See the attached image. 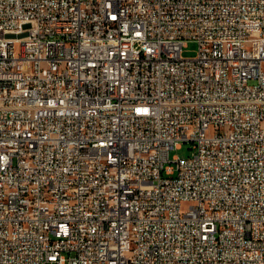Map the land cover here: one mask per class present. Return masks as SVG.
Instances as JSON below:
<instances>
[{"label": "built area", "instance_id": "1", "mask_svg": "<svg viewBox=\"0 0 264 264\" xmlns=\"http://www.w3.org/2000/svg\"><path fill=\"white\" fill-rule=\"evenodd\" d=\"M0 264H264V0H0Z\"/></svg>", "mask_w": 264, "mask_h": 264}, {"label": "rangeland", "instance_id": "2", "mask_svg": "<svg viewBox=\"0 0 264 264\" xmlns=\"http://www.w3.org/2000/svg\"><path fill=\"white\" fill-rule=\"evenodd\" d=\"M198 49V44L194 40H189L186 42L185 47L182 49V56L185 58H192L196 55ZM252 84V82H250ZM191 155V145L189 143H182L179 148H175L169 151V159L173 157H179L181 159L187 158ZM186 206L183 205L184 209Z\"/></svg>", "mask_w": 264, "mask_h": 264}]
</instances>
